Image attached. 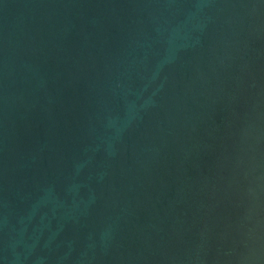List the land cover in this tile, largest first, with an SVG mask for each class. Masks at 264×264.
Here are the masks:
<instances>
[{"label": "water", "instance_id": "water-1", "mask_svg": "<svg viewBox=\"0 0 264 264\" xmlns=\"http://www.w3.org/2000/svg\"><path fill=\"white\" fill-rule=\"evenodd\" d=\"M0 264H264V0H0Z\"/></svg>", "mask_w": 264, "mask_h": 264}]
</instances>
